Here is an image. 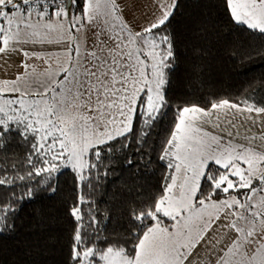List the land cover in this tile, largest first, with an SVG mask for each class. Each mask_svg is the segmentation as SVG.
Here are the masks:
<instances>
[{
    "label": "snow or ice",
    "instance_id": "6c2138e0",
    "mask_svg": "<svg viewBox=\"0 0 264 264\" xmlns=\"http://www.w3.org/2000/svg\"><path fill=\"white\" fill-rule=\"evenodd\" d=\"M223 4L235 25L264 34V0ZM151 8L136 30L117 0H0V59L22 56L24 69L0 79V151L14 136L27 149L23 174L0 163V186L25 182L0 203V231L32 198L36 177L54 193L67 169L77 191L71 264H264V104L251 97L175 110L158 156L160 194L129 209L122 236L103 234L84 192L102 153L126 150L132 136L139 151L171 107L178 2L152 0ZM89 28L94 39L82 52Z\"/></svg>",
    "mask_w": 264,
    "mask_h": 264
},
{
    "label": "trees",
    "instance_id": "16d2710c",
    "mask_svg": "<svg viewBox=\"0 0 264 264\" xmlns=\"http://www.w3.org/2000/svg\"><path fill=\"white\" fill-rule=\"evenodd\" d=\"M177 2L169 25L175 55L166 88L171 107L139 151L132 136L126 150L114 149L110 158L102 153L103 163L93 170L91 189L84 190L94 202L103 234L111 238L126 232L130 208L160 194L165 168L158 156L176 109L192 104L206 107L209 100L241 102L249 97L264 104V34L235 25L223 0ZM26 151L14 136L0 151V163L9 168L15 164L23 174ZM129 157L131 165L126 162ZM35 180L32 198L16 205L19 211L9 217L12 226L0 231V264H71L75 223L69 209L77 201L75 176L63 170L54 193ZM16 184L21 187L0 186V203L11 199L12 192L23 193L25 182Z\"/></svg>",
    "mask_w": 264,
    "mask_h": 264
},
{
    "label": "rangeland",
    "instance_id": "374dc122",
    "mask_svg": "<svg viewBox=\"0 0 264 264\" xmlns=\"http://www.w3.org/2000/svg\"><path fill=\"white\" fill-rule=\"evenodd\" d=\"M133 1V0H132ZM141 4H139L138 0H136V6L139 8L141 11V16L140 17H135V14L138 16L139 11L137 10V13L135 12L134 6L132 5L130 8H127V13L126 17H124V20L131 26L132 24V19L135 20L142 24H146L149 18V14L152 11L151 5H152V0H139ZM139 24H136V30L138 29ZM102 26V22H101ZM83 37L81 39V50L82 52L85 49L86 45H89L90 42L92 43L94 37L91 34V28L81 32ZM88 35V39L86 37ZM86 37V38H85ZM87 39V40H86ZM84 41V42H83ZM23 59L22 56H16L13 55L10 59H0V79L3 78H14L17 73L23 72L24 69L19 66V61ZM29 63L35 64L37 66V71H43L44 67H46L45 63L43 61H29ZM53 67H55V64H53Z\"/></svg>",
    "mask_w": 264,
    "mask_h": 264
},
{
    "label": "crops",
    "instance_id": "0c3cea01",
    "mask_svg": "<svg viewBox=\"0 0 264 264\" xmlns=\"http://www.w3.org/2000/svg\"><path fill=\"white\" fill-rule=\"evenodd\" d=\"M138 2H139V4H141V2L138 0ZM117 3L118 4H120V6H121V9H122V15H123V18L124 17H126V13H127V8H130L132 5L134 6V9H135V12L137 13V10L139 11V14H138V16L135 14V17H140L141 16V11L139 10V8L135 5L136 4V0H117ZM137 9V10H136ZM135 17H134V19L133 18H131L132 19V24H131V26L132 27H134L135 29H136V24H139V26H138V29H139V27L141 26V24L140 23H138L136 20H135ZM80 37H81V39H82V35H80ZM86 37H87V39H88V35H86ZM85 37V38H86ZM83 39H84V37H83ZM86 39V40H87ZM84 42V41H83ZM92 43L90 42V44L89 45H91ZM44 47H47V48H51L52 50H56V46L55 45H51V46H44Z\"/></svg>",
    "mask_w": 264,
    "mask_h": 264
}]
</instances>
